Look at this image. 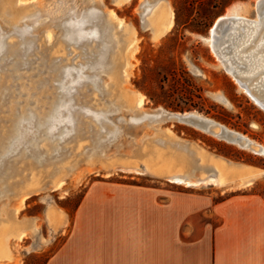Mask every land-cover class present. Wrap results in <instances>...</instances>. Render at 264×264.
<instances>
[{
    "label": "rangeland",
    "instance_id": "obj_1",
    "mask_svg": "<svg viewBox=\"0 0 264 264\" xmlns=\"http://www.w3.org/2000/svg\"><path fill=\"white\" fill-rule=\"evenodd\" d=\"M261 1L14 0L29 11L15 23L0 11V241L4 237L12 255V261L1 264H47L67 242L77 209L97 181L142 196L125 227L133 235L134 264H264V153L215 135L217 126L208 129L174 117L148 125L160 110L194 112L264 147V107L235 80L208 41L220 18L235 9L262 20L258 40L264 35ZM159 4L173 13V25L161 34L148 19ZM104 19L127 40L123 54L130 76L119 91L131 98L143 95V111L151 115L135 116L107 92L111 79L102 69L111 43ZM223 39H215L216 46ZM10 47L20 54L9 52ZM57 103L62 111L41 125ZM16 132L22 134L19 141ZM158 137L202 148L229 168L251 173L253 181L235 185L240 172L224 186H186L154 171L71 172L94 151L130 157L139 146L154 148ZM164 149L140 157V168L146 167V157L156 159ZM214 170L207 177L216 176ZM61 172L67 173L65 184L52 190L48 180ZM185 172L177 166L173 174ZM29 186L39 191L19 206L18 197ZM27 221L35 222L38 231L17 240L12 230Z\"/></svg>",
    "mask_w": 264,
    "mask_h": 264
},
{
    "label": "bare ground",
    "instance_id": "obj_2",
    "mask_svg": "<svg viewBox=\"0 0 264 264\" xmlns=\"http://www.w3.org/2000/svg\"><path fill=\"white\" fill-rule=\"evenodd\" d=\"M121 1L123 2L128 0ZM2 2L3 3L0 4V11L6 16V18L9 19L11 23L19 21L20 18H22L29 12L25 8L16 6L14 0H3ZM222 18H234L230 26V31L225 34L222 44L219 47L215 48V30L214 28H212L211 33L213 37L208 38V41L213 45L223 65L230 73H232L235 80L238 83H244L246 85L245 88L250 93V95L264 104V35L256 40L259 34V30L262 27V20H252L241 16L238 13V9H235L231 14L226 15L225 17H221L220 20ZM148 19L149 23L155 25L159 29L160 34L163 33L166 28L168 29L173 25V13L170 12V10L162 4H159L155 9L152 10ZM262 19L264 21V18ZM104 20L105 24H103V28L107 35L108 42L111 43V52L109 54V58L107 59L108 65H106L105 68L102 69L109 74L111 79V82L106 85L107 92L110 94L112 100L115 103L117 102V104H119L121 108H125L127 111L135 114V116L139 115L142 117L144 114L151 115V113L145 110L143 111L142 106L145 100V97L143 95L138 94L136 97L131 98L125 91H119V85L121 86V83L128 79L130 76L129 68L125 62L123 54L126 49L127 40L121 38L120 36H116L112 29L113 25L109 23L108 19ZM250 45H252V47ZM9 52H12L13 54H20V49L10 47ZM46 52L48 51H43L45 57H47V59H50L51 54ZM61 111L62 110L59 108L58 103L56 105H53L52 109L50 110V115L46 116V118L41 122V125L51 123L56 118V114ZM153 115L156 116V122L153 120L149 121L148 123V125L152 127H157L158 124L156 123H158L163 118H177V116H179L178 114L169 113L164 110L157 111ZM184 115L206 119L204 116L194 112ZM207 120L210 123L208 129L217 126V130L214 132L215 135H222L224 131H229L233 133L234 136L242 137L239 143L251 146V149L256 152L264 153V147H261L259 144L250 140L246 136L236 131H231L215 121L209 119ZM195 126L199 127L198 125ZM107 128L111 131L112 134H116L115 128L112 129V127L110 126H107ZM111 129L115 131H112ZM21 136L22 134L16 132L14 134V140L19 141ZM2 139H4V137H2L0 141H2ZM97 141H99L97 142V144H99L101 140L98 139ZM160 147L165 148L164 151L162 150L167 156V158L165 157V161L162 163V161L160 160L162 159L161 151L160 155H158L159 158L157 157L156 159H152L151 157H146V167L140 168L139 158L143 157V155L147 153H151V150L153 149L157 153L160 150ZM137 149L139 151H135L134 154L137 157L133 155L130 157L127 156L118 158L114 156H108L107 154L105 155V152H101V154H99L97 151H94L95 154H92L94 157L90 155V158L87 160L84 166H80L79 164H77L76 167H73L71 169V172L76 170V172L81 175L87 172H100V169L102 168H106L109 170L108 175H111L113 171L115 172L117 170L137 173H147L149 171H154L156 173L168 175V177L172 181L180 184H185L186 186H200L207 183L224 186L231 182V180L229 179L231 175L240 172L238 174H240L241 177L238 182H235V185H237L238 187H242L251 184L253 181V175L251 173L245 172L243 170L239 171V169L237 171V168H229L226 164H224V162L216 159V157L209 156L207 152H205V150H203L202 148L189 146L188 144L186 145L174 137H170L168 138V140L162 137H158L156 138V144L154 148L151 146V144H149L146 148L139 146ZM95 156H98V158H95ZM199 158L202 160V162H199L198 164ZM97 160H99V164ZM79 166L81 169L79 168ZM177 166L186 168L188 172H185L184 176L173 174L174 169ZM110 169L114 170L112 171ZM211 170L217 172L216 176L212 178L207 177L206 174ZM66 175L67 173L63 172L55 173L48 180L47 184L50 185V188L52 190H61L65 184L64 181ZM33 191L39 190L34 188V186H29L27 190L24 191V193L20 194L18 197V205H24L25 201L27 200V196L32 194ZM52 211L49 212V215L52 214ZM1 224L2 223L0 222V226H2ZM0 231H2L1 228ZM37 231V224L33 221H27L23 225H17L12 230V233L13 235H15L14 238H16L17 240H21L26 236L34 237V234ZM7 237H9V235ZM10 261H12V255L3 237L0 241V264L1 262Z\"/></svg>",
    "mask_w": 264,
    "mask_h": 264
},
{
    "label": "crops",
    "instance_id": "obj_3",
    "mask_svg": "<svg viewBox=\"0 0 264 264\" xmlns=\"http://www.w3.org/2000/svg\"><path fill=\"white\" fill-rule=\"evenodd\" d=\"M141 198L123 185L92 183L67 242L47 264H134L133 235L125 227Z\"/></svg>",
    "mask_w": 264,
    "mask_h": 264
},
{
    "label": "water",
    "instance_id": "obj_4",
    "mask_svg": "<svg viewBox=\"0 0 264 264\" xmlns=\"http://www.w3.org/2000/svg\"><path fill=\"white\" fill-rule=\"evenodd\" d=\"M261 6H264V0L261 1ZM234 18H222L214 27V37L215 39H218L222 36H225L226 34V27H230L231 26V23H232V20ZM221 32V33H220ZM221 34V35H220ZM216 47H219V46H216L215 44V48ZM238 79V78H237ZM240 85L242 87H246V85L242 82H239ZM255 101H257L262 107H264V104H262L261 102H259L258 100H256V98H254ZM176 119H179L181 121H186V122H191V123H198L200 124L201 126H204L206 128L209 127V121L207 119H201V118H198V117H195V116H188V115H179L177 116ZM223 137H226L227 139H230L231 141H237V142H240L242 137L240 136H234L233 133L229 132V131H224V133L222 134Z\"/></svg>",
    "mask_w": 264,
    "mask_h": 264
}]
</instances>
